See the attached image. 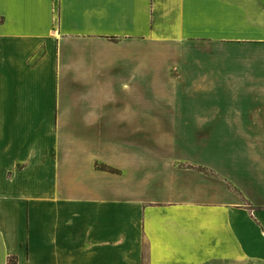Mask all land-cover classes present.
Segmentation results:
<instances>
[{
  "label": "crops",
  "instance_id": "crops-1",
  "mask_svg": "<svg viewBox=\"0 0 264 264\" xmlns=\"http://www.w3.org/2000/svg\"><path fill=\"white\" fill-rule=\"evenodd\" d=\"M201 53L263 62L211 71L217 144L179 148L155 58ZM9 263L264 264V0H0Z\"/></svg>",
  "mask_w": 264,
  "mask_h": 264
},
{
  "label": "rangeland",
  "instance_id": "rangeland-1",
  "mask_svg": "<svg viewBox=\"0 0 264 264\" xmlns=\"http://www.w3.org/2000/svg\"><path fill=\"white\" fill-rule=\"evenodd\" d=\"M182 59V56L177 55L172 58H168L166 55H161L157 60L155 58L156 65H165L170 67L171 70L164 77L165 80H161L159 77L158 82H156L157 86L153 89L156 95L152 99L153 102L147 106L150 113L154 115L175 117L174 125L176 129L185 132L186 136L189 135L188 139H178L175 142L177 147L181 148L183 145L198 146L199 144L213 147L217 144L216 138L212 136L201 137L200 135L213 132V123L199 121V115L204 113L202 112L203 108L206 112L212 110V105L205 106V103L223 97L225 93L223 90L215 91L211 87L212 83H205L209 81L208 77L211 75V71L218 66H255L263 61L260 58L255 59L254 57L253 59L240 53L233 58H218L217 55L201 53L191 54L186 56L185 60ZM186 67L188 71L180 73L181 69ZM199 67L203 71L197 72ZM201 79H205L203 81L205 84L198 82Z\"/></svg>",
  "mask_w": 264,
  "mask_h": 264
},
{
  "label": "trees",
  "instance_id": "trees-1",
  "mask_svg": "<svg viewBox=\"0 0 264 264\" xmlns=\"http://www.w3.org/2000/svg\"><path fill=\"white\" fill-rule=\"evenodd\" d=\"M95 167H96L97 169L102 170V171H105V172L116 173L115 170L110 169V168H108V167H106V166L104 167V166L95 165ZM9 264H10V263H9Z\"/></svg>",
  "mask_w": 264,
  "mask_h": 264
}]
</instances>
